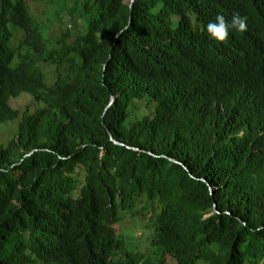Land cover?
I'll list each match as a JSON object with an SVG mask.
<instances>
[{
    "label": "trees",
    "instance_id": "trees-1",
    "mask_svg": "<svg viewBox=\"0 0 264 264\" xmlns=\"http://www.w3.org/2000/svg\"><path fill=\"white\" fill-rule=\"evenodd\" d=\"M53 2L55 42L0 0V264H264V0ZM233 13L245 31L208 36Z\"/></svg>",
    "mask_w": 264,
    "mask_h": 264
},
{
    "label": "rangeland",
    "instance_id": "rangeland-1",
    "mask_svg": "<svg viewBox=\"0 0 264 264\" xmlns=\"http://www.w3.org/2000/svg\"><path fill=\"white\" fill-rule=\"evenodd\" d=\"M124 1L126 2V0ZM28 4L33 15L45 26L46 37L53 42L61 37L66 27H73L70 21V10L62 11L59 5L54 3L53 0L47 2H32L28 0ZM72 6V2L69 1L68 8L70 9ZM21 38L22 35L16 32L14 46L18 45ZM44 72L49 79L54 78L53 68L45 67ZM9 103L13 108L18 109L20 113H23L27 108L33 111L37 107V103L34 102L32 96L28 93H22L17 97H12ZM19 121L20 117L0 127V143L7 144L10 141L17 132ZM115 229H118L123 234L126 244L129 242L131 248H134L136 251H142L143 253H150L148 235L139 229V221L136 217L126 215L120 223L115 225Z\"/></svg>",
    "mask_w": 264,
    "mask_h": 264
},
{
    "label": "clouds",
    "instance_id": "clouds-1",
    "mask_svg": "<svg viewBox=\"0 0 264 264\" xmlns=\"http://www.w3.org/2000/svg\"><path fill=\"white\" fill-rule=\"evenodd\" d=\"M243 32L247 29L246 18L239 13H233L231 20H227L224 15L217 14L214 21H209L205 25V31L209 37L218 41L225 42L229 36V30Z\"/></svg>",
    "mask_w": 264,
    "mask_h": 264
},
{
    "label": "water",
    "instance_id": "water-1",
    "mask_svg": "<svg viewBox=\"0 0 264 264\" xmlns=\"http://www.w3.org/2000/svg\"><path fill=\"white\" fill-rule=\"evenodd\" d=\"M124 3L127 4V5H129L132 8V7H134L135 0H126V2L124 1ZM113 102H114V100H112V103ZM114 142L119 143V142H117L115 140H114Z\"/></svg>",
    "mask_w": 264,
    "mask_h": 264
}]
</instances>
